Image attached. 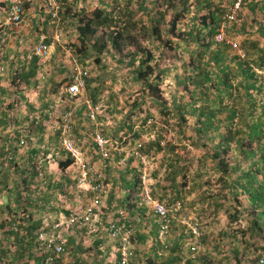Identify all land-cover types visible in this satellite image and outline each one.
Segmentation results:
<instances>
[{
    "label": "rangeland",
    "instance_id": "obj_1",
    "mask_svg": "<svg viewBox=\"0 0 264 264\" xmlns=\"http://www.w3.org/2000/svg\"><path fill=\"white\" fill-rule=\"evenodd\" d=\"M49 1L50 0H32L30 2L31 7L36 6L39 9L37 10L41 12V16L47 19V32L51 36L50 40L53 42V47L50 50L51 55L49 53L43 61L50 62L49 60H51L55 52L63 56V62H66L64 65L65 67H63V72L62 74H60V72L54 74L55 86L57 88L60 87L59 90L57 88L55 89L63 96H65V84L72 79L75 63L82 68L86 78L90 80V88H99L95 118L92 120L87 115L88 120L86 122L84 121V127L92 133V139L94 133L99 132L104 137L108 138L110 144L114 147V141L116 138L113 136L124 131L122 123L126 122L125 129L128 133L130 132V134H127V139L125 140V144H127L126 146L131 145L135 149L138 144L148 146V143L152 140H161L163 150L156 152L152 149L150 152L146 153V156L144 157L146 163L144 169L145 181L149 189H152L154 198H158L157 193L155 192V190H158V187L155 185L157 181L168 189L166 192L173 193V190L170 187V178H165L166 173L170 171L169 165L173 162L177 166L176 182L178 190L182 189V186L185 189V192L189 191L187 187L190 186L189 182H192V184L194 182H204L205 184L202 188L197 184L193 190H190V193H184L183 201L185 204H183V210H179L177 214L173 215V221L170 226L179 229V231L185 232L188 230V225H191L193 220L200 223L203 230V236L200 239L198 246H195L196 251L193 252V256L207 254L210 258V264H264V261H261L264 257V238L251 230L250 218L252 214L246 195L242 194L240 196L239 191L237 190V197H235L234 192L228 188V184L231 183L237 172L240 173L242 167H245L241 155L234 149V145H232L231 150L222 153L219 158L215 159L213 154L216 151L215 147L219 138L218 136H212L214 131H209L207 138L199 141L194 131L195 126H197L196 116L189 114L187 111L185 115L188 117H186V121L184 122L175 113L179 101L184 104L182 108L185 110H188L191 104L187 91L184 88H181L182 85L178 82L184 71L182 62L183 60H187L188 57L187 53H183L181 51L182 49L177 48L176 52L180 57L174 58L173 52L168 51V47H166V44L163 42L165 38L169 37L172 39L171 41L174 42L173 44L179 43L180 40L178 39L177 41L169 32V24L174 16L177 13L180 14L182 8H185L187 16L185 19H179V27L175 31L177 33L182 32L180 30L189 27L187 22L192 19L193 15L207 12L204 1L170 0L173 4L170 5L171 3L169 4V1L167 0H52L59 5V10L54 16L49 12ZM213 1L215 3L219 2L225 9H230L229 6L232 4L231 1L233 0H212V2ZM24 7V21L21 28H14L16 31L23 28L27 19L28 14L26 11L29 7L25 4ZM96 7L104 8L107 11L114 7L115 9L117 8L116 11H118V13L120 12L119 15L124 12L126 15H131H127L125 19L121 15L120 16L123 21L130 22L129 29L127 30H129L132 36H135L136 39L132 45H126V43L123 44L124 47L121 51L108 47L101 53L99 62L96 61V52L90 50L91 56L86 58L81 64L77 56L72 53L69 46L76 43L73 41V38L77 34L76 24L79 22V19L83 17L85 13L93 11ZM201 7L205 8L200 9ZM154 8L158 10H166L165 20L159 26V40H157L150 32L153 25V16L150 11ZM197 8L198 10H196ZM242 13L247 16V9L243 8ZM248 18L250 19V22L254 19L264 21V13L258 12V14L252 18L247 16V19ZM133 22H135V24ZM251 30H253V28ZM41 32L43 35L47 36L43 31H39L38 34ZM257 32L260 34L259 31ZM258 33H255L252 38H256V34ZM239 42L235 43L239 45ZM259 42L261 45H264V33H262ZM136 46L146 47L151 50L153 52V59L150 61V64L156 69L163 71L162 74H160L162 80L158 82L160 94L163 96L160 100L147 98L145 86H143L142 82L137 79L132 71L133 68L138 65V56L142 54L140 51L136 54L133 53ZM72 48L75 47L73 46ZM134 54L136 60L132 66L131 57ZM241 54H243L242 50ZM260 75L262 76L264 89V72L260 71ZM189 88L191 89V87ZM88 91L90 90L85 87L82 95L73 97L70 101L68 100L69 106L75 108L73 132L75 134L76 144L79 145L82 151H84V148L77 142V123L82 121L79 120L78 115L76 114L77 108L81 106L85 99L89 98L90 95ZM263 92L258 94L253 91L252 98L253 100H256L257 105L260 104V100L263 98ZM225 102L228 103V100ZM235 106L239 108L240 111H249L250 98H248V96L246 98H240L235 102ZM113 107H115V110L111 111ZM255 108L254 113L251 114L256 115L260 111V107L255 106ZM146 113L149 115L146 123L142 125L141 118L145 116ZM225 114V111L220 113L222 121ZM222 123H224V121ZM127 124L132 125V129H127ZM60 125L61 121L56 128L59 132ZM178 125L183 128L182 132L178 130ZM225 129L226 127L223 125L221 126L220 131H225ZM134 133H138L139 137L134 136ZM90 142L95 144L94 139ZM168 144L173 146L174 149H169L170 147ZM113 147L112 150H110L111 159L113 158ZM95 148L97 151L96 144ZM139 154L140 157H142L140 152ZM84 155L86 154L84 153ZM123 155H125L124 152L122 156ZM175 156H177L178 159H175ZM140 157L132 156L131 158L139 159ZM86 160L89 162L88 159ZM175 160H178V162H175ZM89 163L91 164V162ZM237 165L239 166V169L236 173L228 172L231 166ZM224 168L228 171H224ZM142 174L143 172L141 171V175ZM37 177L39 180L38 173ZM105 181L108 182L106 176ZM40 185H42L41 182ZM153 185L155 187L154 189L152 188ZM83 187L85 190V193L83 194L85 195V202L83 206H80L81 208L79 209V212H81L82 209L85 210V208L91 204L94 205V203H97L98 201H100L98 204L102 205V200L104 199V196H106L105 194L95 195L89 191L87 186H82V188ZM111 188L114 191H112L113 200L110 204H113L114 207L111 209L110 206V210H112L111 214L114 216L115 212L120 209L119 206L124 205L120 200L124 196V187L118 183L114 185L111 184L107 189V192ZM137 188H139V186ZM7 190V185H0V224H6L5 227L0 226V244H5L6 248L9 250H20L23 248V245L9 235L7 232L9 229V223L7 221L12 217V214L16 212L19 215L25 216L23 226L26 227L30 213L29 209L26 208V200H20L18 197L12 198V196L11 198L7 197L4 194ZM134 192L135 191L132 190L129 193L131 194L129 199H131ZM202 193L203 196L201 195ZM236 198L239 199L236 200ZM192 200H195L194 205L188 206V202ZM6 204H9L10 208L15 211H9V209L5 207ZM172 205L173 203L170 207ZM43 208L44 207H38L33 203L31 211L38 209L41 211ZM2 209H4L3 212ZM147 210V214L151 213V209L147 208ZM98 222L99 224L102 223V219L99 215L92 220L91 224H98ZM82 223L79 224L80 226L76 227L75 230H83L86 224ZM41 227L50 229L51 221H48V223L46 222V224L43 223V226ZM86 229L93 232L96 230L95 227L93 228L91 226ZM102 230L104 231L103 228ZM62 236L64 238V234H62ZM78 236H85V234H78ZM170 236L172 241V238L176 237V234L172 232V235ZM189 242L190 241L187 237L183 246H181V249L183 250L181 254L183 257L190 255L187 253V248L192 245V242ZM235 248L237 250V256L234 254ZM42 252L43 251L33 249V256L31 258H28L26 252H24L23 257L15 261V263H12L7 259L2 264H42V262L37 263L36 261L38 255ZM209 252H211V254ZM82 253L83 250H81L80 254ZM70 254L71 251H68L67 254V249L65 247L62 255L63 260L56 264H71L72 261L70 260L72 259Z\"/></svg>",
    "mask_w": 264,
    "mask_h": 264
},
{
    "label": "trees",
    "instance_id": "obj_2",
    "mask_svg": "<svg viewBox=\"0 0 264 264\" xmlns=\"http://www.w3.org/2000/svg\"><path fill=\"white\" fill-rule=\"evenodd\" d=\"M167 1H169V4L171 3L170 0ZM203 1L207 8V12L193 15L192 19L187 22L189 24L188 28L180 30L182 32H175L179 27V19H185L187 16L185 8H182L180 14L177 13L169 24V32L177 41L179 39L180 42L173 44L174 42H172V39L169 37L165 38L163 42L166 44V47H168V51L173 52L174 58L180 57V55L176 52L177 48L182 49L181 51L183 53H187L188 57L187 60H183L182 62L184 71L178 82L182 85L181 88H184L187 91L191 104L189 109L185 110L182 108L184 104L179 101L175 113L181 114L183 111L184 114H186L188 111L189 114L196 116L197 126H195L194 131L199 141L205 140L209 131H214L212 136H218L219 138L215 147L216 151L213 154L215 159L219 158L222 153H226L231 150L232 145H234V149L241 155L242 162L245 167H242V171L240 173L237 172L239 169L238 165L231 166L229 171L226 170V168L223 169L224 171H228L230 173L237 172L231 183L228 184V188L234 192L235 197H237V190L239 191L240 196L242 194L246 195L252 214L250 218L251 230L264 238V89L262 76L260 75V71L264 72V45H261L258 40L253 38L248 37V39H242L238 45L240 50L243 51V54H241L237 50H234L230 45L224 42H218L215 39L216 35L220 31L221 23L223 21L224 25L222 29L227 36L232 39V33L240 31L249 36L247 31H250L251 27L254 25H261L262 22L256 19L250 22V19H247L248 15L245 16L242 11L238 12L236 20L228 21L226 15L229 14L230 9L223 8L219 2L215 3L214 1L212 2V0ZM233 1L235 2L236 0ZM233 1H231L232 4L234 3ZM244 1L245 0L241 2V9L244 8ZM262 1L264 2V0ZM232 4L229 8H231ZM170 5L173 4L171 3ZM262 6L264 7V5ZM204 8L205 7H201L200 9ZM116 9L113 7L111 10L107 11L104 8L96 7L93 11L85 13L83 17L79 19V22L76 24L77 34L73 38V41L76 43L70 45L69 48L72 53L77 56L81 64L86 58L91 56L90 50L96 52V61L99 62L101 53L108 47L121 51L124 47L123 44L126 43V45H132L136 39V37L132 36L131 32L127 30L129 29L130 22L123 21L121 18L122 16L125 19L128 14L126 15L124 12L120 14V16V12L118 13ZM196 10H198V8ZM165 11L166 10H158L155 8L150 11L153 16V25L150 32L157 40L160 39L159 26L165 20ZM133 23L135 24V22ZM45 42L50 45V40H47V38H45ZM73 46L75 48H72ZM228 50L238 52L235 53L237 56L234 54L235 56L231 58L233 63H229V60H226L228 58ZM139 51L142 52V54L138 56V65L133 68L132 71L136 75L137 79L142 82L143 86H145L147 98L160 100L163 96L160 94L158 82L162 80L160 74H162L163 71L156 69L150 64V61L153 59V52L151 50L146 47L136 46L133 53L136 54ZM135 54L131 57L132 66L136 60ZM35 56H32L30 62L32 68H29L31 72H27V75L33 76L35 74V70L40 66L37 65L38 59L40 58L36 54ZM84 81L85 87L90 90L88 91L90 100L93 105H96L98 103L97 95L99 88H90V80L87 79L85 75ZM189 87H191V89ZM253 91L258 94L263 92V98L260 100V104L258 105L256 104V100H253L252 98ZM65 96L69 101L73 99V97L66 93ZM247 96L250 98L249 111H240L239 108L235 106V102L240 98H246ZM227 100L228 103L225 102ZM255 106L260 107V111L256 115L251 114L254 113L256 109ZM223 111L226 112L223 119L224 123H222L223 121L220 118V113ZM148 115L149 114L146 113V115L141 118L142 125L146 123ZM179 118L184 122L186 121L185 116L182 114ZM223 125L226 129L225 131H220V128ZM178 126V130L182 132L183 128L180 125ZM129 129H132V127L130 126ZM134 136L139 137L138 133H134ZM148 144V146L140 145L137 148L143 156H146V153L150 152L152 149L156 152L163 150L161 140L159 139L156 141L152 140ZM168 146L170 147L169 149H174V147L170 144H168ZM175 159H178L177 156H175ZM176 161L178 162V160H175V162ZM3 162L4 160L0 162V185H4L2 171L4 168L2 165ZM9 162L10 160L8 161V164ZM73 162L74 160L68 154L65 160L58 161V166L61 169H64ZM169 170L170 171L166 173L165 178H170V187L172 188L173 193L166 192V187L157 181L155 185L158 187V190H155V192H161V197H158L157 199L163 202L167 207H170L172 203L175 204L176 202H179V210L181 211L183 210L182 208L185 202L183 201L184 195H182V191L177 189V166L174 162L170 163ZM133 173V179H131L128 184H124V186L128 189V191L133 190L138 192L142 186L141 172L135 171ZM198 184L200 188L205 185L204 182H200ZM138 186L139 188H137ZM152 188H155L154 185ZM181 188L185 190L182 186ZM150 190L152 192L151 188ZM129 193L130 192H128V195L125 197V201L123 202L124 205L120 206V208L127 210V216H130L131 218L130 221L128 220L127 222L129 223V226L132 225L134 228V232L130 238V242H134L135 240H142L137 237L138 227L153 225V227L157 229L158 224L157 217L154 212L151 211V213L147 214L148 210L145 205H141L138 201L131 202L129 199L131 194ZM201 195L203 196V193ZM238 199L239 198H236V200ZM28 203L29 202L26 204ZM194 203L195 200H192L188 202V206H193ZM5 207L9 209V211H15L10 208L9 204H6ZM3 211L4 209H2V212ZM177 213L178 211L174 212V214ZM136 217H139L141 220L136 222L134 219ZM24 219V215H19L14 212L12 217L7 221L9 225L14 222L17 223L20 228L25 230V232H14L10 229L7 231L14 240L21 242L23 248L20 250H9L6 248L5 244L1 243L0 264L7 259L8 261L15 263V261L23 257L24 252H26L28 258H31L33 256V249L42 251L38 241L33 235L34 232L38 231L41 227L40 222L38 220H34L31 216L28 218L27 226L24 227ZM172 221L173 218L169 222L170 226ZM191 223H197L199 236L196 237L189 228L187 231L183 232L179 231L177 228L169 227V233L166 235L167 237L164 238V242H168L167 247L160 243L157 238V234L155 233L153 240L154 255L147 259L148 264H165L163 260H167L166 264H180L183 259H185L184 264H210V258L207 254L193 256V252L196 251V247L192 250L191 245L187 248V253L190 254L189 256L183 257L181 254L183 251L181 246H183L187 237L192 244L198 246L200 239L203 236V230L200 223L195 220ZM5 225L6 224L3 223L0 224V226L3 227H5ZM172 232L178 235L177 237L172 238L171 241L170 235H172ZM163 247H165V250L167 251L166 255H158V250ZM131 249L134 256L136 249H134L133 245ZM175 250L178 255H175L172 257V260L168 261L167 258H169V254L171 251ZM236 251L237 250L235 248V256H237ZM209 253L211 254V252ZM43 256V252L38 255L36 259L37 263L42 262L41 260ZM116 259L115 264H119L121 260L120 249L117 250ZM130 261L131 260H129L128 264H130ZM76 264H78V262H76ZM92 264L98 263L94 262Z\"/></svg>",
    "mask_w": 264,
    "mask_h": 264
},
{
    "label": "crops",
    "instance_id": "obj_3",
    "mask_svg": "<svg viewBox=\"0 0 264 264\" xmlns=\"http://www.w3.org/2000/svg\"><path fill=\"white\" fill-rule=\"evenodd\" d=\"M12 1L0 0V25L6 32V41L0 60V162L5 160L7 156L11 158L9 164L2 170L4 185L8 186L7 192L4 193L3 191V193L9 198L11 196L12 198L18 197L20 200L29 202L26 204L30 213L29 217L32 216L34 220H38L41 226L48 221H51V225H53L58 221H67L70 216L80 215L83 211L82 209L79 212L80 206H83L85 202V195H83L85 190L84 187L82 188L84 185L79 183L78 166L74 162L64 169L58 166V161L65 160L68 154L61 150L59 131L56 128L69 106V101L66 96L56 91L54 74L56 72L62 74L66 62H63L61 54L55 52L49 60L50 62L38 59L37 65L40 66L35 70V74L33 76L27 75V72H31L29 70L32 68L30 62L32 56H35L34 47L38 35L42 34V32L39 34L38 32H45L47 40H50L51 36L47 32V19L41 16V12L36 6L31 7L30 2L26 4L29 8H26L28 16L24 26L19 30L20 32L16 31L9 23L6 12ZM262 5H264L262 0L244 1V8L247 9V15L250 18L257 15L258 12L264 13ZM258 21L262 22L263 28L261 25H254L251 27L253 30L247 31L249 36L241 31L232 33L233 39L239 42L242 39H248V37L252 38L259 31L260 34H256V38L253 39L260 41L262 33H264V21L260 19ZM52 47L53 42L50 40V50ZM227 52L229 53L226 60L233 63L231 58L238 52L234 50ZM57 89L59 90L60 87ZM112 110H115V107ZM87 113L85 104L82 103L77 108L76 114L82 121L77 123L79 127H77V142L84 148L83 152L86 154V159L104 172L109 187L111 184L117 183L124 187V196L120 199L123 203L128 192H131L124 184H128L133 179V172L144 171L146 167L145 155L139 158L141 160L130 157L125 166L119 164L123 152L125 153L127 149H133L131 145L126 146L127 144H125L127 134H130L125 129V122L122 123L124 131L120 132L119 136L117 134L113 136L116 138L113 158L111 160L100 158L95 144L90 142L93 140L92 133L84 127V121L88 120ZM181 114L185 118L188 117L183 111ZM181 114H177L178 117ZM130 126L132 127V125L127 124V129ZM52 153L54 156L51 155ZM38 168H41L45 174L47 180L45 186L40 185L38 180ZM189 183L187 193H190V190H193L199 182ZM112 191L114 190L111 188L105 193L106 196L102 200V205L98 206L101 209L98 215L102 219V223L99 224L98 222V224L91 225L96 230L98 229L97 231L93 232L86 229L90 227L89 224H86L83 230H75L76 227L70 228L68 223L60 228V232L64 234L67 254L68 251H71V264H76V262L78 264H92L94 262L115 264L118 242L108 237L106 228L108 220L113 216L112 210H110V206L111 209L114 207L113 204H110L113 200ZM166 191H168L167 188ZM179 191H182V195L186 194L183 189ZM157 196L161 197V192L158 191ZM33 203L38 207H44L43 210L31 211ZM137 231V237L142 240L132 242L136 251L130 259V264H148L147 259L154 255L153 240L156 228L153 225H147L138 227ZM78 234H85V236H78ZM81 250H83L82 254H80ZM169 255L168 261L172 260V257L178 253L175 250L171 251ZM163 262L166 264L167 260H163Z\"/></svg>",
    "mask_w": 264,
    "mask_h": 264
},
{
    "label": "built area",
    "instance_id": "obj_4",
    "mask_svg": "<svg viewBox=\"0 0 264 264\" xmlns=\"http://www.w3.org/2000/svg\"><path fill=\"white\" fill-rule=\"evenodd\" d=\"M32 0H13L10 2V5L7 7V16L8 21L11 23L13 28H21L24 21V4L31 2ZM242 0H236L233 3V6L230 8V12L226 15L228 21L236 20L238 12L242 11L241 9ZM59 10V5L54 1H49V12L54 16L57 14ZM224 25V21L221 23V28L219 33L216 35L215 39L218 42H224L230 45L234 50H237L241 53L239 46L224 32L222 29ZM6 32L0 25V60L3 54L4 44L6 41ZM46 36L40 34L38 42L35 46V54L39 56L40 59L44 60L50 53V45L45 42ZM2 70V68H1ZM84 71L82 68L78 66L77 63L74 65V73L72 75V80L65 84L64 91L71 97H77L84 93L85 90V81H84ZM85 104L86 110L88 111L87 115L94 120L95 113L97 110V106L93 105L90 97L83 101ZM75 108L68 106L65 112L61 117V125H60V147L61 150L67 152L69 156L74 160V163L79 168V183L87 186L89 191L95 195L105 194L108 189V182L105 181V176L102 171L97 169L95 166L90 164L80 149L79 145L76 144L75 134L73 132V117H74ZM97 152L100 158L104 160H111V152L113 145L110 144V140L104 137L101 133L95 132L93 137ZM22 144V142H20ZM141 144H138L136 148L126 150L125 155L120 157L119 164L126 165V161L132 156L140 157L139 152L137 151V147ZM114 149V147H113ZM127 153V154H126ZM51 155H54L52 153ZM11 158L7 156V158L2 163L3 167L8 164V161ZM1 170V169H0ZM37 173L39 176V180L42 186L47 184V180L45 174L41 168L37 169ZM145 172L141 175V184L140 190L138 192H134L131 196L130 201L136 202L138 201L141 205H145L148 209H151L152 212L157 217V238L160 243L167 247L168 242H164V238H166L169 233L170 220L173 218L174 212L179 211L180 203L176 202L171 207L165 206V204L159 201L157 198H154L151 190L145 181ZM97 202V201H96ZM94 203V205L87 206L85 210L82 211L80 215L70 216L67 221H58L51 225L50 229H45L44 227L39 228L38 231L34 232V237L38 241L41 250L44 253L42 258V264H56L61 261L62 255L64 253V238L62 233L60 232V228L63 227L64 224L68 223L70 228L78 227L79 224H89L92 225L91 222L98 213L101 212V209L98 207L100 204ZM130 216H127L126 210L118 209L114 216H112L108 220L107 224V235L108 237L118 242V249L121 251V260L119 264H128L129 260L133 256L132 253V242H130V238L134 232V228L132 225H128V220L130 221ZM136 222L140 221L139 217L134 218ZM88 222V223H87ZM191 229V232L197 237L199 236V230L197 223H192L188 225ZM9 229L14 232H25L22 228H20L17 223H11L9 225ZM194 238L196 239V237ZM194 239V240H195ZM162 245V246H163ZM191 249H195V245H191ZM165 247L158 250V255H166ZM264 261V257L261 259ZM185 259H183L180 264H184Z\"/></svg>",
    "mask_w": 264,
    "mask_h": 264
},
{
    "label": "clouds",
    "instance_id": "obj_5",
    "mask_svg": "<svg viewBox=\"0 0 264 264\" xmlns=\"http://www.w3.org/2000/svg\"><path fill=\"white\" fill-rule=\"evenodd\" d=\"M243 1V0H242ZM231 38V37H230ZM232 39V38H231ZM233 40V39H232ZM234 41V40H233ZM235 42V41H234Z\"/></svg>",
    "mask_w": 264,
    "mask_h": 264
}]
</instances>
